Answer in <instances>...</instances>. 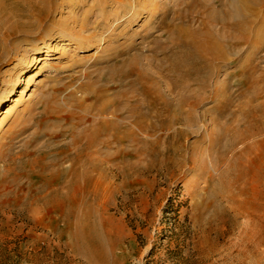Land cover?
I'll return each mask as SVG.
<instances>
[{
	"label": "bare ground",
	"instance_id": "1",
	"mask_svg": "<svg viewBox=\"0 0 264 264\" xmlns=\"http://www.w3.org/2000/svg\"><path fill=\"white\" fill-rule=\"evenodd\" d=\"M86 1L65 2L69 7L84 8ZM114 1H122L123 8L105 11V6L112 5L111 1L94 2L88 4L90 9L97 5L102 8L93 20L78 21L66 16L64 21H59L56 41L75 47L77 44L87 50L96 47L94 61L104 64L94 69L106 73H87L89 79L83 87L85 99L91 98L89 104L74 95L64 101L67 104L68 99L76 98L84 112L76 115L67 107L70 127L64 128L60 135L69 132L71 142L55 141L59 138L56 135L55 142L46 143L53 160L48 162V154L34 152L33 159L25 164L29 174L43 176L39 187L31 191L43 194L32 202H40L46 211L57 209L56 216L46 214L45 219L53 223L63 221L69 226L71 246L76 253L84 254L93 264L107 263L111 247L122 237L106 214L108 201H98L105 163L110 165L117 157L113 175L124 181L131 173L129 168L138 172L128 158L150 150L165 154L163 163L180 170L185 164L182 154L185 146L180 141L188 133L181 125L196 122L194 108L211 99L214 105L202 111V114L217 113L212 118L214 128L208 144L213 152L208 159L209 170L215 171L221 163L227 165L218 172L217 181L212 175L207 176V187L216 185L236 212L261 225L264 223V65L261 64L264 56L251 54L250 46H264V0H217L219 11L208 0H192L195 11L187 15L178 12L169 20L162 19L157 28L173 37L159 47L147 48L148 53L140 42L134 41V36L142 29L143 41L153 43L157 38L149 30L154 27H146L145 22L139 30L128 31L133 17L138 18L147 9V3ZM65 2L0 0V62L6 59L7 51L21 50L19 61L24 57L25 67L35 69L42 54L51 56L53 35L41 34L40 29L44 30L46 20L53 18L55 12L64 10ZM109 18L113 20L111 26ZM125 27L129 29L121 34ZM119 36L126 38L119 40ZM20 38L29 40V44L21 46ZM27 51H34L29 59ZM241 54L243 58H239ZM233 66L241 76L236 85L237 97L230 82L237 72H229L224 80L216 78V70ZM161 73L171 74V78L163 79ZM13 100V105H18L21 96ZM59 109L47 107L45 112ZM55 115L61 116L57 113L51 116ZM158 128L169 131L163 139L142 140L145 131ZM131 143L136 145V151ZM64 162H68L67 167H63ZM118 188L119 184L115 183L111 191ZM82 204L86 210L79 214L78 207ZM239 262L244 264L241 258ZM256 263L261 264V259Z\"/></svg>",
	"mask_w": 264,
	"mask_h": 264
},
{
	"label": "rangeland",
	"instance_id": "2",
	"mask_svg": "<svg viewBox=\"0 0 264 264\" xmlns=\"http://www.w3.org/2000/svg\"><path fill=\"white\" fill-rule=\"evenodd\" d=\"M106 1H111L112 5L105 6V11H115L124 5L122 1ZM141 1L147 3V9L138 18L133 17L130 30L125 27L121 34L127 30L131 32V29L139 30L145 22L146 27H154L149 30V34L157 38L153 43L143 41L145 31L142 29L134 36V41L140 42L145 53H148L147 48L159 47L173 37V34L169 36L164 29L157 28L162 19L169 20L178 12L187 15L195 11L192 0H139V3ZM208 1L219 11L217 0ZM94 2L105 0H87L84 8L69 7L65 2L62 12L57 11L53 18L46 20L40 33L53 35L50 41L54 50L49 53L51 56L42 54L35 69L25 67L24 57L19 61L21 50L17 53L7 51L6 59L0 62V264H93L84 254L72 249L70 229L65 222L53 223L45 219L46 214L56 216L57 209L46 211L40 207V202H32L33 198L43 194L31 192L32 188L39 187L43 176L29 174L25 164L33 159L34 152L36 155L48 154V162L53 160L54 155L47 148V142H71L69 132L60 135L64 128L70 127L67 107L72 113L83 115L77 101L82 100L85 104L91 101V98L84 97L83 83L89 79L87 73H106L94 69L104 64L103 61H94L96 47L81 49L77 44L76 47L70 46L55 39L58 25H61L59 21H64L66 16H73L78 21L84 18L93 20L95 13L102 8L97 5L90 9L88 4ZM112 21L109 18V26ZM193 24L196 27L198 22ZM122 38L119 36V40ZM28 41L18 40L21 46L24 43L28 45ZM250 48L251 54L264 56V46ZM33 52L27 51L26 58L29 59ZM158 57L161 58L160 55ZM72 61L77 63L71 64ZM235 68L216 70V78L226 79L229 72H237ZM161 76L163 79L171 78V74L161 73ZM240 77L237 72L230 80L235 97L239 92L236 85ZM72 95L78 100L68 99L64 104ZM16 96H21V101L13 105ZM213 105L211 99L205 100L194 108L196 122L182 123L181 127H186L188 133L180 141L185 146L182 151L185 164L180 170L163 163L165 154L150 150L128 158L134 162L138 172L129 168L131 173L124 181L115 179L113 175L117 157L110 165L105 163L107 167L102 173V185L98 187V201H108L106 214L113 219V227L119 230L122 238L111 247L109 260L103 264H241L239 258L244 264H257L260 258L264 264V242L259 241L264 240V223L257 225L249 217L236 212L216 185L210 189L207 187V176L210 174L217 181L218 172L227 165L221 163L215 171L209 170L208 159L212 158L213 152L208 144L214 128L212 118L217 113L202 114V111ZM47 107L60 109L58 112H45ZM54 113L61 116H51ZM168 132L158 128L145 131L141 137L143 141L163 139ZM56 135L59 138L54 141ZM133 147L136 151V145ZM201 165L207 168L202 169ZM67 166L68 162H64L63 167ZM115 183L119 188L112 192ZM219 207L222 209L217 210ZM85 210L83 204L78 207L79 214ZM62 228L64 230L61 231ZM242 254L246 256L241 257Z\"/></svg>",
	"mask_w": 264,
	"mask_h": 264
}]
</instances>
